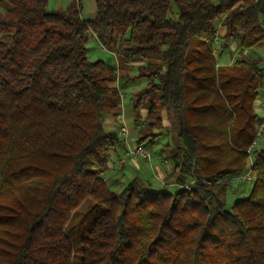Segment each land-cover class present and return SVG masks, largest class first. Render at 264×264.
<instances>
[{
  "label": "trees",
  "instance_id": "trees-1",
  "mask_svg": "<svg viewBox=\"0 0 264 264\" xmlns=\"http://www.w3.org/2000/svg\"><path fill=\"white\" fill-rule=\"evenodd\" d=\"M83 1L0 0V264H264V72L247 55L264 42V0H95L91 19ZM92 37L120 66L89 58ZM138 62L150 70L124 72ZM119 72L148 81L131 97L137 144L162 135L159 108L176 113L173 191L109 184ZM249 170L250 194L228 210L222 193Z\"/></svg>",
  "mask_w": 264,
  "mask_h": 264
},
{
  "label": "rangeland",
  "instance_id": "rangeland-1",
  "mask_svg": "<svg viewBox=\"0 0 264 264\" xmlns=\"http://www.w3.org/2000/svg\"><path fill=\"white\" fill-rule=\"evenodd\" d=\"M70 2L71 0H49V6L53 10L55 9L57 10V9L66 8L67 6H69ZM95 13H96V1L95 0H84L82 16L84 18L91 19L95 16ZM229 50L232 51L231 49ZM247 55L251 58H254V57L258 58L260 60V67L264 72V42L250 49ZM88 56L92 60H98V59L104 60L108 65L113 66V67H118L121 64L117 56L113 54L112 51L103 49L95 37H92L88 44ZM150 68L151 67L149 66L148 63L138 62L132 66L130 65L125 66L126 70L124 69V72L125 71L128 72L130 76H135L142 71L148 72ZM130 81H131L130 84L134 85L135 87L129 90V94L127 93L126 95H124V98H123L124 108L132 107L130 93L134 94L140 91L142 88H144L147 85V82H148L147 79L145 78L141 80H130ZM260 93L261 94L259 95V99H258V102L260 104V109H258V113L260 117H263L264 116V90H262ZM159 115H161L162 117L161 118L162 124H161V127H159L158 129H155V131L157 133H162V135L160 136L161 138L158 137L156 141L159 143V151H161L163 146H165V149H164L165 151L163 152L161 151V153L165 154V156L167 155L171 156L173 151L176 149L175 142H173V138H172L174 136L175 125L177 122L176 113L172 110L167 111L165 109L159 108ZM164 121L166 122V124H164ZM130 131H134V128L130 129ZM167 145L169 146L166 149ZM257 147L258 148L264 147V132L258 141ZM112 155H113V152H112ZM152 158H153V154H152ZM155 188L157 187L155 186ZM252 188H253V181L243 182L241 180H236V182L233 183L232 185H228L224 193H222V196L226 199L227 209L231 210L236 200L248 196ZM158 189L159 188H157V190ZM91 207H93L92 204L88 202L80 208L76 219L72 222L74 225L73 235L75 233L76 234L79 233L81 230L85 228V226L90 224L89 219L93 215V210L91 209ZM74 239L76 241V237H74ZM75 246H76V249L79 248L77 247L78 246L77 243Z\"/></svg>",
  "mask_w": 264,
  "mask_h": 264
},
{
  "label": "crops",
  "instance_id": "crops-1",
  "mask_svg": "<svg viewBox=\"0 0 264 264\" xmlns=\"http://www.w3.org/2000/svg\"><path fill=\"white\" fill-rule=\"evenodd\" d=\"M49 9L53 10L50 6ZM230 49L232 51L227 49L221 53L220 50L219 52L216 50V54L219 55V63L221 65L232 64L238 56L239 51L237 43H233ZM117 85L123 94L125 92L124 95L127 93L129 94V90L135 87L130 84V82H126L125 75L120 72L118 73ZM131 97L132 94L130 93V99ZM123 105L122 101V106ZM258 109H260L259 102L256 108L257 112ZM164 124H166L165 121ZM104 125L107 131L117 132L119 135V129L122 126L128 128V133L126 135H120L121 141L116 145L113 151V155L109 162V169L106 172L109 184L112 185L115 190L121 189L136 176L151 184L152 188L155 190L159 188L158 190L170 189L173 191L178 187L175 178H168L169 174L172 172V164L170 159L168 160L167 156L161 153V151H165V146H163L161 151H159V143L157 141L149 146L153 154V158L150 161L141 158H128L125 163H118L119 159L125 154L126 150L138 143L139 128L138 125H136L135 114L132 107H123L122 113L119 116L106 118ZM132 128H134V131H130ZM155 186L157 188H155Z\"/></svg>",
  "mask_w": 264,
  "mask_h": 264
},
{
  "label": "built area",
  "instance_id": "built-area-1",
  "mask_svg": "<svg viewBox=\"0 0 264 264\" xmlns=\"http://www.w3.org/2000/svg\"><path fill=\"white\" fill-rule=\"evenodd\" d=\"M264 132V119L260 124V128L258 131V137H261ZM120 135H126L128 133V128L122 126L119 129ZM128 158H141L150 161L152 159L151 149L143 144H136L133 147H130L126 150L125 154L119 159V163H125ZM248 165L250 168L253 166V156L250 158ZM256 178L255 172L253 170H249L238 178H232L229 180L230 183H235L236 180H241L243 182H252Z\"/></svg>",
  "mask_w": 264,
  "mask_h": 264
}]
</instances>
